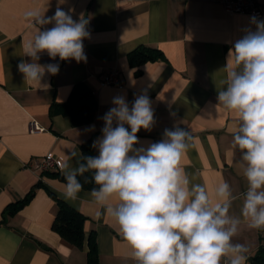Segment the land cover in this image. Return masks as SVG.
<instances>
[{"label": "crops", "instance_id": "1", "mask_svg": "<svg viewBox=\"0 0 264 264\" xmlns=\"http://www.w3.org/2000/svg\"><path fill=\"white\" fill-rule=\"evenodd\" d=\"M222 1L65 0L59 6L66 12L72 9L74 20L81 14L88 20L90 35L83 41L87 60L77 63L57 57L53 61L42 54L39 63L59 64V72L45 75L42 83L49 87L41 89L25 85L17 70L22 43L35 32L24 23L23 13L35 8L52 16L58 0H0V264H87L92 232L99 264H135L113 221L91 203L88 190L83 189L76 201H66L63 182L30 167L35 159L52 155L63 168L72 151L82 154L81 144L102 135V117L116 96L125 97L130 107L142 94L151 101L155 123L151 131L137 133L140 143L136 147L160 141L165 129L178 125L193 137L182 166L210 191L224 180L241 197L246 182L239 154L228 155L229 129L236 119L215 106L229 49L250 27L253 16L229 14ZM257 1L264 7V0ZM141 46L160 50L164 58L131 67L128 55ZM112 72L118 73L121 87L102 86ZM82 82L95 93L98 113L93 123L76 128L70 116L51 114V107L67 103L73 87ZM33 123L42 131L32 132ZM70 163L74 165L75 160ZM62 168L53 173L64 176ZM32 190V201L15 216H8L7 208ZM51 193L88 219L82 249L52 230L58 205ZM241 203V198L234 202V213L239 214ZM263 237L264 230L241 225L234 242L248 248L247 264H253Z\"/></svg>", "mask_w": 264, "mask_h": 264}, {"label": "clouds", "instance_id": "2", "mask_svg": "<svg viewBox=\"0 0 264 264\" xmlns=\"http://www.w3.org/2000/svg\"><path fill=\"white\" fill-rule=\"evenodd\" d=\"M64 2L58 0L52 16L35 8L23 13L24 23L35 29L22 43L17 64L25 85L47 89L45 75L58 74L59 64L39 63L42 54L53 61L87 60L88 20L83 14L74 20L72 9L59 6ZM249 23L229 49L215 106L236 119L229 129L228 155L239 154L246 182L241 197L224 180L210 191L182 166L193 137L178 125L165 129L160 141L136 147L137 133L151 131L155 123L146 94L131 107L125 97H114L102 117V135L92 144L98 154L72 151L63 164V198L76 201L83 190L80 178L91 174L85 179L94 185L91 203L113 221L135 264H247L248 248L234 239L242 224L264 230V20L253 16ZM238 198L242 203L236 214L232 208Z\"/></svg>", "mask_w": 264, "mask_h": 264}, {"label": "trees", "instance_id": "3", "mask_svg": "<svg viewBox=\"0 0 264 264\" xmlns=\"http://www.w3.org/2000/svg\"><path fill=\"white\" fill-rule=\"evenodd\" d=\"M163 58L164 54L160 50L144 46L137 48L128 55L129 64L133 68H139L146 63L156 62ZM53 113L70 116L76 128L89 125L94 122L98 113V101L95 93L88 84L84 82L78 83L73 87L67 103L62 105L54 103L52 105L51 114ZM93 140L94 139L81 144L80 147L83 156H94L98 154L92 147ZM43 174L48 178H57L59 181L65 182L64 176L58 173L44 172ZM90 178L91 174L88 173L85 174L84 178H80L81 183H83V189L88 191L94 186L90 182H85V179L90 180ZM34 195L35 191H30L24 199L11 204L7 208L6 214L11 217L15 216L32 201ZM51 195L58 205V212L53 222L52 230L59 234L64 241L70 245L82 249L85 241L84 226L88 219L82 213L55 197L54 194L51 193ZM261 240L262 245L252 259L253 264H264V237ZM88 245L89 252L87 264H99L97 239L94 232H92L89 237Z\"/></svg>", "mask_w": 264, "mask_h": 264}, {"label": "built area", "instance_id": "4", "mask_svg": "<svg viewBox=\"0 0 264 264\" xmlns=\"http://www.w3.org/2000/svg\"><path fill=\"white\" fill-rule=\"evenodd\" d=\"M222 5L229 14H249L260 19L264 16V7H259L257 0H223ZM102 86L121 87L118 80V73L112 72L102 80ZM32 132L42 131L36 123H33ZM30 167L41 172H53L62 168V163L52 155H47L42 159H35Z\"/></svg>", "mask_w": 264, "mask_h": 264}]
</instances>
